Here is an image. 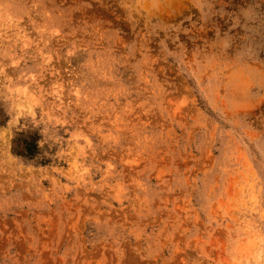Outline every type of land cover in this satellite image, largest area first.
I'll list each match as a JSON object with an SVG mask.
<instances>
[{"label": "rangeland", "instance_id": "374dc122", "mask_svg": "<svg viewBox=\"0 0 264 264\" xmlns=\"http://www.w3.org/2000/svg\"><path fill=\"white\" fill-rule=\"evenodd\" d=\"M0 264H264V0H0Z\"/></svg>", "mask_w": 264, "mask_h": 264}, {"label": "trees", "instance_id": "16d2710c", "mask_svg": "<svg viewBox=\"0 0 264 264\" xmlns=\"http://www.w3.org/2000/svg\"><path fill=\"white\" fill-rule=\"evenodd\" d=\"M29 148V147H28Z\"/></svg>", "mask_w": 264, "mask_h": 264}]
</instances>
